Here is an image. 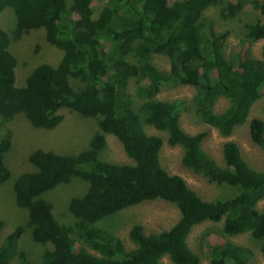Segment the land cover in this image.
Wrapping results in <instances>:
<instances>
[{
	"label": "trees",
	"instance_id": "obj_1",
	"mask_svg": "<svg viewBox=\"0 0 264 264\" xmlns=\"http://www.w3.org/2000/svg\"><path fill=\"white\" fill-rule=\"evenodd\" d=\"M91 2L0 0V13L11 9L15 16L10 31L0 27V126L22 113L33 127L53 129L61 123L59 110L64 108L96 121L89 145L79 152L35 149L28 154L34 168L16 176L13 193L16 204L26 210L32 241L46 247L40 260L32 261L19 245L25 228L17 225L0 241V264H163L164 256L172 264H199L187 238L205 221H221L225 235L249 232L264 260V202L258 207L264 201V170L251 167L232 139L223 142L218 164L202 148L207 131L188 133L181 127L184 101L156 97L170 85H191L196 112L219 135L228 137L246 122L264 89V44L260 57L243 58L239 51L227 57L223 45L229 29L216 31L204 11L222 3L219 16L226 19L251 4L260 18L246 23L245 39L254 42L264 39V0H105L96 15ZM37 28L63 53L55 64L33 66L23 85H16L18 60L9 46ZM153 54L165 55L169 68L155 65ZM131 78L133 94L128 92ZM220 96L229 103L215 112ZM135 99L140 100L136 108ZM144 122L164 131L167 144L182 148L185 167L234 192L204 199L181 175L169 173L160 161L163 140L147 133ZM248 125L252 142L264 149V121L254 117ZM2 128L0 185L12 172L4 160L12 146L11 131ZM107 134L121 142L132 163L102 158ZM72 178L87 187L70 198L73 221L64 222L43 195ZM156 199L175 205L179 217L157 231L134 223L128 233L130 248L100 224L127 207ZM3 224L0 219V233ZM201 245L208 264H251L253 259L248 246L233 241L206 237Z\"/></svg>",
	"mask_w": 264,
	"mask_h": 264
},
{
	"label": "rangeland",
	"instance_id": "obj_2",
	"mask_svg": "<svg viewBox=\"0 0 264 264\" xmlns=\"http://www.w3.org/2000/svg\"><path fill=\"white\" fill-rule=\"evenodd\" d=\"M105 0H92L91 7L94 14H97V8ZM174 1V0H170ZM222 3L205 9L204 17L212 20L216 31L229 29L223 50L228 57L230 53L239 51L245 58L247 55L260 57V50L264 39L250 42L245 39L246 23L253 22L260 18L258 9L251 4H245L242 10L233 17L222 19L219 16V8ZM7 14L5 18V13ZM76 15V14H75ZM74 15V16H75ZM15 24V16L12 10L0 13V27L10 31ZM45 31L43 28L32 29L20 42L9 46L10 51L16 56L17 67L16 85H23L25 78L33 69V66L39 62H48L55 64L58 62L63 51L49 44L45 40ZM23 39V40H22ZM61 53V54H60ZM151 61L160 69L169 68V59L162 54H153ZM74 82V81H73ZM134 78L130 79L128 92L134 93ZM74 84V83H73ZM76 85L79 81L76 80ZM195 89L191 85H170L161 89L156 95L158 99L174 100L182 99L186 108L180 114V125L188 133H195L206 130L207 136L202 141V148L218 164L222 163V144L227 139L235 140L240 148L245 161L257 170H264V149L252 142L249 134L248 122L258 117L264 121V89L259 99L252 105L247 121L234 128L228 137L219 135L217 130L204 123L199 117L193 105L192 97ZM229 100L220 96L216 99L213 110L221 112L228 106ZM140 104V100L135 99V108ZM59 113L63 119L58 126L53 129H44L33 127L26 117L19 113L11 120L2 123L0 128L2 132L5 129L11 131L12 146L4 155L6 165L12 171L9 180L0 185V219L4 224L0 233V241L15 226L22 225L23 233L19 240L20 247L25 250L32 261H39L40 256L46 246L32 241L30 231L26 227V210L16 204L13 183L16 176L23 171L34 168L28 161V154L35 149L51 150L56 153L70 154L79 152L89 145L92 132L96 129L95 119H88L77 112L67 109H60ZM144 130L149 134L159 135L162 140L160 149V161L162 166L169 172L181 175L187 184L193 188L202 198L214 199L225 197L234 192L233 188H226L213 182H209L201 174L195 173L190 168L181 163L182 148L178 145H169L165 141L166 133L156 129L153 125L146 122L143 124ZM1 134V133H0ZM3 134V133H2ZM106 147L102 153V158L113 162L132 163L121 142L113 135L107 134ZM87 187V183L79 178H72L68 183H60L54 188L44 192L43 197L53 203V212L56 217L64 222H72L73 216L68 211V202L72 196L80 195ZM263 200L258 202L261 207ZM179 217V211L175 205L165 200L156 199L144 201L139 204L127 207L114 215L101 221V225L109 228L116 235L120 236L125 246L130 248L133 243L129 239V229L134 223H139L145 230L157 231L169 228ZM209 237L211 242H220L223 239L233 241L238 244L248 246L253 252L251 264H264L259 251V242L256 241L249 232L236 235H225L222 231V222L205 221L194 226L188 235V243L195 250L199 257V264H208L209 255L201 245L204 238ZM163 264H172L167 256L161 259Z\"/></svg>",
	"mask_w": 264,
	"mask_h": 264
}]
</instances>
